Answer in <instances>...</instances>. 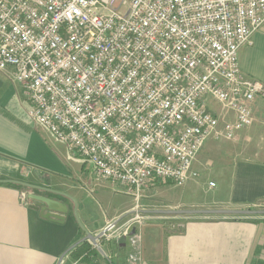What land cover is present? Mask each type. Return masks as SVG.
I'll return each mask as SVG.
<instances>
[{
	"label": "built area",
	"instance_id": "obj_1",
	"mask_svg": "<svg viewBox=\"0 0 264 264\" xmlns=\"http://www.w3.org/2000/svg\"><path fill=\"white\" fill-rule=\"evenodd\" d=\"M263 23L264 0H0V69L35 123L137 200L155 181L195 179L208 138L252 124L264 84L238 52ZM133 220L102 237L134 245Z\"/></svg>",
	"mask_w": 264,
	"mask_h": 264
},
{
	"label": "crops",
	"instance_id": "obj_2",
	"mask_svg": "<svg viewBox=\"0 0 264 264\" xmlns=\"http://www.w3.org/2000/svg\"><path fill=\"white\" fill-rule=\"evenodd\" d=\"M238 55L241 71L264 84V23ZM29 107L13 68L0 69V180L27 184L0 181V264H65L85 232L96 235L116 220L121 227L124 218L131 220L139 212L264 208V98H255L253 122L235 139L204 142L193 162L195 179L183 185L155 181L137 200L125 185L97 177L91 164L69 153L63 142L34 122ZM204 178L214 183L211 196L205 195ZM23 193L64 204L66 212H54L62 221L43 218L31 206L33 199L22 200ZM139 203L141 208H135ZM173 218L177 220L167 222L177 223V230L163 228L170 226L163 222H144L131 246L128 238L100 236L104 254L100 252L99 263L264 264L263 214Z\"/></svg>",
	"mask_w": 264,
	"mask_h": 264
},
{
	"label": "water",
	"instance_id": "obj_3",
	"mask_svg": "<svg viewBox=\"0 0 264 264\" xmlns=\"http://www.w3.org/2000/svg\"><path fill=\"white\" fill-rule=\"evenodd\" d=\"M5 182H13V183H20L27 185L26 183L17 181V180H0ZM31 198L35 201V203L31 206L34 208H39L40 215L43 218L47 219H55L58 221H62L63 216L56 214L54 212H66V207L61 202H58L54 199L48 198L43 195L38 194H32L28 193L22 194V200L24 201L25 198ZM48 210V211H45ZM155 213L159 214H169V215H192V214H215V213H222V214H228V213H245V214H264V209H258V210H232V209H157L154 211ZM107 229L104 228L103 231L99 232L96 235H91L88 232H85L86 236L83 238V240H90L94 245H97V240L100 238V236L103 235V232ZM97 249L99 252L104 254V251L102 248L97 245Z\"/></svg>",
	"mask_w": 264,
	"mask_h": 264
},
{
	"label": "rangeland",
	"instance_id": "obj_4",
	"mask_svg": "<svg viewBox=\"0 0 264 264\" xmlns=\"http://www.w3.org/2000/svg\"><path fill=\"white\" fill-rule=\"evenodd\" d=\"M204 180H205V178H204ZM204 185H206L205 186V188H206V190H205V195L206 196H211L212 195V192H213V190H212V187H209V185L207 184V180H205V183H204ZM141 208V204L139 203V206H138V208ZM260 208L259 209H264L263 207H261V206H259ZM203 208H205V207H203ZM158 209H168V208H166V207H163V208H158ZM170 209V208H169ZM172 209V208H171ZM206 209V208H205ZM139 216H141L142 217V221L143 222H147V223H152V224H155V225H161V223L163 222V223H165L166 225H168L169 224V222H167V221H169V220H177V218H173V217H177V216H180V215H169V214H159V213H152V214H147V213H142V212H139ZM263 216H264V214H263ZM144 217V218H143ZM129 218H131V217H129ZM128 217H127V219H129ZM125 219L126 218H124L123 219V224H124V222H125ZM126 219V220H127ZM128 221V220H127ZM118 222V221H117ZM116 222V226L112 229V230H110V231H108V234L109 233H111L112 231H114V230H116L117 229V227H119V225L121 224L120 222L119 223H117ZM131 224L132 225H134L136 228H141V226L142 225H139L138 223H136V221L135 220H133V223L131 222ZM163 228H165V229H172V230H177L178 228H179V226H178V224L176 223H174V226H167V227H163ZM102 237V236H101ZM100 237V238H101ZM100 244V246H101V248L103 249V246H102V244H101V241H100V239H98V243H97V245H99ZM92 246H93V248H95L96 250H97V252H98V254L97 255H95V256H93V257H91L90 258V260L88 261V262H85V261H83V262H85V263H87V264H100L99 263V258H100V252L98 251V249H97V245H94V244H91ZM65 264H83V263H81V261H75V260H73L71 257L70 258H68L67 259V261H66V263Z\"/></svg>",
	"mask_w": 264,
	"mask_h": 264
},
{
	"label": "trees",
	"instance_id": "obj_5",
	"mask_svg": "<svg viewBox=\"0 0 264 264\" xmlns=\"http://www.w3.org/2000/svg\"><path fill=\"white\" fill-rule=\"evenodd\" d=\"M167 183L170 182L168 181ZM10 185H14V184H10ZM97 254H98L97 250L93 248V246L87 240L78 243L70 252L71 258L73 260L81 261V263L83 264H87L85 262H88L91 257Z\"/></svg>",
	"mask_w": 264,
	"mask_h": 264
}]
</instances>
